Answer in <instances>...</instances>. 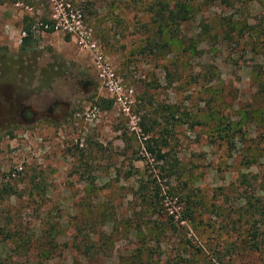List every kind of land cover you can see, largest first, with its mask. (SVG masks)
<instances>
[{"label":"rangeland","instance_id":"374dc122","mask_svg":"<svg viewBox=\"0 0 264 264\" xmlns=\"http://www.w3.org/2000/svg\"><path fill=\"white\" fill-rule=\"evenodd\" d=\"M0 264H264V0H0Z\"/></svg>","mask_w":264,"mask_h":264},{"label":"trees","instance_id":"16d2710c","mask_svg":"<svg viewBox=\"0 0 264 264\" xmlns=\"http://www.w3.org/2000/svg\"><path fill=\"white\" fill-rule=\"evenodd\" d=\"M185 6H187L186 3H185ZM169 13H170L169 14L170 18L172 20H175L177 11H170ZM28 20H29L28 17L23 18L22 31L25 34L22 36L21 42H20V51L21 52L22 51H27L28 49H31L34 46L35 42L38 41V40L36 41V39L34 37V31L32 29V25H31V23L27 22ZM42 23H43V26L45 24L48 25V27H42L45 32H52L54 30V27H53L54 23L52 21H50L48 19H43ZM64 39L66 41L70 40V33H67L65 35ZM95 103H98L99 106H101L102 108L103 107L104 108H110L112 106V104H113V100L109 99V98L100 97L98 99V101H95ZM101 103H103L104 105H102ZM140 124L143 127L144 132L148 133V128L146 127L145 123L141 122ZM224 125L228 126L227 128L229 129L231 127V122L228 121V122L224 123ZM144 147H145L146 152H148L151 155H153L154 159L156 161L164 162L166 160V154L158 146L157 140H154V139H152L150 137L145 139ZM153 200L154 199L150 197V199H149L150 203L153 202ZM190 217H191V215H190L189 212H186V213L183 212V215L181 216L179 221L185 220L186 218H190ZM170 224L172 225L173 228L176 227V225H175V223L173 221V216L170 217Z\"/></svg>","mask_w":264,"mask_h":264},{"label":"built area","instance_id":"2783aa9c","mask_svg":"<svg viewBox=\"0 0 264 264\" xmlns=\"http://www.w3.org/2000/svg\"><path fill=\"white\" fill-rule=\"evenodd\" d=\"M64 9L65 12L60 13V15H62L63 20L65 21V28L71 33V31H76V29L82 27L81 12L77 8L70 5V3H66ZM44 27H48V25L45 24Z\"/></svg>","mask_w":264,"mask_h":264},{"label":"flooded vegetation","instance_id":"af4514ba","mask_svg":"<svg viewBox=\"0 0 264 264\" xmlns=\"http://www.w3.org/2000/svg\"><path fill=\"white\" fill-rule=\"evenodd\" d=\"M54 105V103H51L48 110L50 111ZM7 113L11 115L14 114V116L12 115L10 117L11 120H14V117H17L23 123L33 120L36 116V113L30 109L29 105H20L18 100L15 105L10 107V110H8Z\"/></svg>","mask_w":264,"mask_h":264},{"label":"water","instance_id":"95a60500","mask_svg":"<svg viewBox=\"0 0 264 264\" xmlns=\"http://www.w3.org/2000/svg\"><path fill=\"white\" fill-rule=\"evenodd\" d=\"M52 103H54L55 105H57L58 102H57V101H54V102H52ZM55 105H54V106H55Z\"/></svg>","mask_w":264,"mask_h":264},{"label":"crops","instance_id":"0c3cea01","mask_svg":"<svg viewBox=\"0 0 264 264\" xmlns=\"http://www.w3.org/2000/svg\"><path fill=\"white\" fill-rule=\"evenodd\" d=\"M6 43L10 44V42L7 40ZM15 45V44H14Z\"/></svg>","mask_w":264,"mask_h":264}]
</instances>
